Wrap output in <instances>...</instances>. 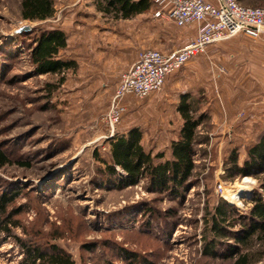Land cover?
Returning a JSON list of instances; mask_svg holds the SVG:
<instances>
[{
	"label": "rangeland",
	"instance_id": "374dc122",
	"mask_svg": "<svg viewBox=\"0 0 264 264\" xmlns=\"http://www.w3.org/2000/svg\"><path fill=\"white\" fill-rule=\"evenodd\" d=\"M51 1L54 15L32 23L20 19V0H0V148L29 165L0 169V189L21 191L14 205L22 209L20 228L0 245V264L22 261L16 237L56 245L74 264H228L205 255L204 220L219 200L244 214L246 202L260 193L252 177H222L230 152L236 150L242 164L264 129V42L242 38L219 51L216 43L170 74L160 91L123 100L126 111L114 135L138 129L144 149L163 159L182 123L176 113L181 95L194 97L209 120L198 129L204 143L196 147L197 169L181 196L155 192L144 179L117 190L94 154L109 151L104 117L119 75L142 49L182 48L185 27L155 18L153 3L141 15L136 40L131 23L101 13L89 28L82 15L97 12L91 0ZM22 25L30 30L16 33ZM63 27L69 41L59 57L73 59L77 69L62 77L34 75L27 48L38 33Z\"/></svg>",
	"mask_w": 264,
	"mask_h": 264
},
{
	"label": "trees",
	"instance_id": "16d2710c",
	"mask_svg": "<svg viewBox=\"0 0 264 264\" xmlns=\"http://www.w3.org/2000/svg\"><path fill=\"white\" fill-rule=\"evenodd\" d=\"M97 12L113 20H131L151 12L152 0H91ZM245 7H264V0H237ZM20 19L34 23L47 21L54 15L51 0H20ZM263 5V6H262ZM69 34L63 29H51L38 33L27 48L28 61L34 75L64 76L74 72L77 62L59 57L67 49ZM63 79V78H62ZM198 101L189 93L179 97L176 113L182 123L177 137L168 146L169 158L162 154L152 156L143 147V135L138 129L131 128L125 135L113 136L105 142L108 153L98 152L94 159L105 167L109 183L117 190L135 187L147 180L150 188L159 193H170L174 197L185 192L189 181L197 169L194 156L196 147L204 143L199 138L198 129L209 118L199 114ZM16 164L28 167L25 162L15 163L0 148V169ZM224 181L252 177L258 183L260 193L256 192L246 202L248 209L240 214L234 206L219 200L209 217H205L204 253L214 260L221 259L228 264H262L264 261V129L259 137L246 150L242 164L238 162L236 150H232L223 165ZM21 191L0 189V245L12 235V230L20 228L17 217L22 209L15 207ZM23 257L20 264H74L58 246L50 244H30L17 237ZM221 248L222 250L218 251Z\"/></svg>",
	"mask_w": 264,
	"mask_h": 264
},
{
	"label": "built area",
	"instance_id": "2783aa9c",
	"mask_svg": "<svg viewBox=\"0 0 264 264\" xmlns=\"http://www.w3.org/2000/svg\"><path fill=\"white\" fill-rule=\"evenodd\" d=\"M159 9L155 18H165L176 28L194 25V38L182 48L168 55L153 49H142L136 60L119 75L110 109L104 121L109 136L122 121L126 108L123 100L134 97L144 99L160 91L170 74L181 70L187 63L205 53L207 48L227 39L245 35L251 39L263 36L264 7H245L237 0H154Z\"/></svg>",
	"mask_w": 264,
	"mask_h": 264
},
{
	"label": "crops",
	"instance_id": "0c3cea01",
	"mask_svg": "<svg viewBox=\"0 0 264 264\" xmlns=\"http://www.w3.org/2000/svg\"><path fill=\"white\" fill-rule=\"evenodd\" d=\"M154 3H155V1L154 0H152ZM205 1H207V2H212V3H214L215 2V0H205ZM156 4V3H155ZM156 5H158V4H156ZM159 7V6H158ZM93 15V16H92ZM90 17L92 18H89V16L87 17V16H83L82 15V17L83 18H85V23L87 24V25H89L88 27L89 28H92L93 27V24H94V22L96 21V19L97 18H99L98 16L100 15L101 16V14L100 13H98V12H93V14H92ZM141 15H139V16H137V18H134V19H131V20H124V21H127L128 23H131L132 24V26L134 27V38L137 40V38L138 37H141V35H142V31H141V29H140V19H141ZM64 24H66V23H63V25ZM62 26V25H61ZM183 28V27H182ZM64 29V27L63 28H61V30H63ZM65 30V29H64ZM90 31H93V30H90ZM75 33H76V36L74 37V39H75V42H76V46H79L83 41H82V37H81V35H80V33L78 32V31H74ZM195 33H196V29H195V26L194 25H190V26H187V27H185L184 28V38L187 40V42L184 44V45H186L188 42H190L193 38H194V36H195ZM132 34L130 35V36H133ZM247 39V40H249L250 42H252V40H250L249 39V37H247V36H245V35H240V36H236V37H234V38H231V39H227V41H224V43H218V44H216V51H219V49L218 48H221V49H226L227 47H225V45L227 46V45H230V43H233V42H235V40H238V39ZM93 40V37H90V36H88V38L85 40L86 41V43L88 42V43H91L90 41H92ZM82 41V42H81ZM263 41V36H259L258 38H256V39H254V41H253V43L255 44V43H263L262 42ZM230 42V43H229ZM183 45V46H184ZM222 45V46H221ZM162 48V50H163V47H161ZM161 48H160V51L159 52H161L162 50H161ZM180 49V48H179ZM128 50H130V49H128ZM134 50L135 51H137V49H136V47L134 48ZM175 50H178V49H174V50H171V51H168V52H166L165 53V51H163V52H161L162 54H164V55H168L169 53H171V52H173V51H175ZM255 54H253V56H254ZM229 58H230V62L232 63V65L234 66V67H236V65H235V62H236V60H235V58H234V55L233 54H229Z\"/></svg>",
	"mask_w": 264,
	"mask_h": 264
},
{
	"label": "water",
	"instance_id": "95a60500",
	"mask_svg": "<svg viewBox=\"0 0 264 264\" xmlns=\"http://www.w3.org/2000/svg\"><path fill=\"white\" fill-rule=\"evenodd\" d=\"M29 30H30V29H29L28 26H26V25H22V26L19 27V30H18L16 33H19V32H22V31H24V32H28Z\"/></svg>",
	"mask_w": 264,
	"mask_h": 264
}]
</instances>
